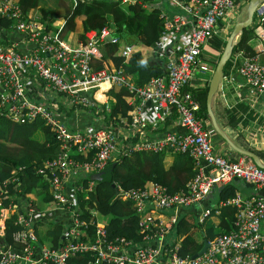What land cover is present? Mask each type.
Here are the masks:
<instances>
[{
    "label": "built area",
    "instance_id": "obj_1",
    "mask_svg": "<svg viewBox=\"0 0 264 264\" xmlns=\"http://www.w3.org/2000/svg\"><path fill=\"white\" fill-rule=\"evenodd\" d=\"M235 2L120 0L122 4L160 8L163 24L160 44L167 40L164 36L167 29L184 31L176 41L177 47L166 57L165 75L136 86L109 61L108 68H94L91 64L92 58L100 57L99 46L104 43L118 45L116 53L123 59L137 50L136 44L121 41L104 26L99 32H86L84 41L73 45L58 33L42 32L35 16L27 14V19L22 18L13 0H0V17L12 19L10 29L20 36L16 43L0 45V116L15 123L40 119L56 138L57 154L36 171L42 176L50 174L47 182L52 199L46 211L64 215L60 234L63 240L55 247L44 242L38 244L36 229L40 220L36 206L25 195L8 194V181L17 183L16 173L21 168L10 171L13 177L0 183V238L5 219L11 217L19 227L11 235L17 247L0 243V264H66L68 258L80 254L87 256L86 264H264V232L260 230L264 224L263 194L242 198L235 192L230 198L218 200L214 207L200 208L194 220L197 226L217 216L222 208L231 207L233 218L231 228L206 240L207 245L199 255L193 256L195 252L179 255L182 234L173 231L179 211L191 212L218 186L241 180L254 189H264V168L243 156L231 159L214 151L207 130L209 122L196 116L198 104L192 95V90L197 89L195 82L202 85L208 82L204 74L210 69L201 61V50L220 31V24L228 25L234 17ZM164 6L176 8L177 12L169 17ZM252 18L258 39L254 53L244 56L238 52L229 57L245 85L264 97V0L255 5ZM18 43L21 49L17 48ZM102 84L128 92L125 101L131 107L129 118L120 119L117 132L125 142L120 155L132 151L170 152L184 154L192 162V177L172 192L153 182L123 191L116 186V199L128 201L136 217L138 242L122 236L108 238L106 222L99 221L103 216L88 202L93 182L88 181L85 188L76 184L77 178L101 170L113 160L114 136L104 129L94 132L69 129L63 117L65 112L51 105L56 99L66 109L80 112L90 109V114L98 102L93 93ZM30 90L39 96L38 101L30 98ZM146 104L149 110L144 113ZM91 116L96 120V116ZM160 124L164 128L153 135L147 129ZM73 146L75 153L85 155L90 149L95 152L88 161L77 163L71 157ZM79 196L81 206L77 204ZM88 224L93 226L90 232L86 231Z\"/></svg>",
    "mask_w": 264,
    "mask_h": 264
},
{
    "label": "trees",
    "instance_id": "obj_2",
    "mask_svg": "<svg viewBox=\"0 0 264 264\" xmlns=\"http://www.w3.org/2000/svg\"><path fill=\"white\" fill-rule=\"evenodd\" d=\"M13 1L19 7L22 18L27 19V14L35 16L36 21L41 25L42 32L58 33L62 39H65L66 32H71L72 38L71 42H69L73 45L83 42L86 32H99L104 26L109 27L121 41L133 42L139 45L141 49L156 47L160 44V31L163 24L159 17L160 8L155 6L150 5L148 8H142L138 4H122L120 0ZM149 3L151 4V1ZM78 18L77 29L75 19ZM55 19H62L63 21L59 29L52 26V22ZM12 21L10 18L0 17V28L8 31ZM253 30V24L242 28L240 38L233 45L231 53L241 52L244 56H250L254 53V47L258 39ZM212 42L214 50L218 54L214 61H210L212 62L210 64L215 65L222 51L224 40L214 37ZM10 43L11 41L6 39L5 35H2L0 45L7 46ZM117 46L109 43L99 46L101 56L99 58H92V66L94 68H108L109 61L115 69L120 70L136 86L147 83L153 77L165 75V63L159 65L149 64L140 53L138 55L131 54L128 58L123 59L116 53ZM206 90L207 83L196 90H192V95L198 104L196 116L208 123L205 108ZM127 93L125 89L110 88L107 94L111 97V100H108L105 104L95 102L91 108V113L96 116V120H93L92 114L88 113L90 109H86V112H80L74 111L71 108L65 112L64 106L58 105L56 99L51 101V105L57 111L63 110L65 112L63 117L69 129L85 128L88 132L104 129L114 136L116 150L112 152L113 160L106 165L110 166L109 179H106L104 176L101 179L96 178V174L102 171L103 168L92 171L83 178H77L76 184L85 188L88 181L93 182V190L88 194V202L93 203L100 215L108 217V220L104 224L108 238L122 236L133 242H138L136 217L128 201L116 199V186L123 191L129 188L141 187L146 182H153L162 185L167 191L172 192L181 188L192 177L193 170L191 159L184 154L175 156L172 163L167 167H165L163 162V153L132 151L129 155H120V150H123L125 147L124 139L117 136V132L121 126L120 119L129 118L128 111L131 110L130 105L125 101ZM171 111H174L173 108H171ZM171 117L173 116L171 115ZM77 122L80 124H77ZM166 122L167 120H165ZM159 126L163 125L160 124ZM147 129L149 130V128ZM153 129L151 132L159 131V129ZM127 141L130 142V139H127ZM239 147L250 150V147L247 145ZM72 149L73 154L71 157L77 163L88 161L95 152V149H90L83 155L75 153L74 146ZM57 152L58 143L56 138L43 125L40 119L15 123L6 117L0 116V183L7 182L9 178L13 177L10 171L21 168L16 173L19 174L17 175L18 182L9 184L10 180L8 181L7 191L9 195L14 194L15 197L20 194L22 196L25 195L35 205L34 199L30 195L34 193L35 197H40L43 205L47 207L48 202L52 199L51 194L48 192L47 182L50 174L42 176L36 169L41 167L44 161L52 159ZM253 152L264 164V150H253ZM234 184L229 182L215 188L213 194L216 201L232 197L236 192ZM18 190H20L19 193H17ZM80 198L81 196L77 197V204L79 206L83 204ZM6 204L7 200L3 201L2 205L6 206ZM36 210L37 212H41L45 211L46 208L44 206L42 210L37 208ZM222 210L229 214L230 221L227 218L223 219V222L220 220L218 226H212L208 223L202 229V226L188 224L184 220L185 217L177 220L174 230L182 234L178 251L179 255L183 256L198 251L202 240L212 239L217 233L221 232L222 226L225 225V231L231 228L233 209L227 207ZM84 219L87 220V217L85 216ZM13 222L11 217L5 219L0 243H3L4 246L15 248L17 246L12 243L11 235L19 227ZM92 228V224H88L86 231L90 232ZM196 228L200 230V235L202 236L198 242L193 239V233ZM61 229V225L52 223L51 227L45 231V234L38 237V244H41L46 239L52 247H55L63 240L60 235ZM86 260L87 256L80 254L68 258L66 264H86Z\"/></svg>",
    "mask_w": 264,
    "mask_h": 264
},
{
    "label": "crops",
    "instance_id": "obj_3",
    "mask_svg": "<svg viewBox=\"0 0 264 264\" xmlns=\"http://www.w3.org/2000/svg\"><path fill=\"white\" fill-rule=\"evenodd\" d=\"M164 11L169 17H172L174 13L177 12L176 8H170L167 6H164ZM245 15L243 14L238 20L244 19ZM76 28L78 29V21L79 18L76 19ZM238 20H230L228 22V25L220 24L218 27L220 29L217 34L213 35L211 39L209 38L207 42L205 43V46L201 50V61L203 63H212L210 61H214V58H216V55L218 54L216 50H214L213 45V39L214 37H217L221 40H224V43L226 39L228 38V35L232 29L233 24ZM62 19H55L52 22L53 27L62 26ZM184 33L183 30L180 32H172L170 29H167V31L164 33V36L167 38L166 41H162L160 45H157L156 47H146L141 49V47L137 46V52L140 53L145 61L149 64L159 65L164 64L166 61V57L169 54V51L174 47H177V40ZM2 35H5V38L9 41L16 43L20 39V36L17 35L13 30L9 28V30L1 29L0 28V38ZM65 40L68 42H71L72 33L66 32L65 33ZM208 47H207V46ZM224 46V45H223ZM18 49L22 48V45L18 43L17 45ZM255 48V47H254ZM207 50L208 56L203 54V51ZM232 54V53H231ZM230 54V55H231ZM234 55V54H233ZM101 56V54H100ZM262 58L264 59V55H262ZM222 69L221 77L217 86V89L214 93V96L211 100L210 107L211 111L214 114V112L217 113V115H213L216 121V124L219 126V128L223 131L225 137L234 145L236 146H242L247 145L250 147L251 152L253 150H264V97L263 96H257V94L249 88L241 77L236 73L233 60L228 58L227 62H225ZM202 79H204L203 76H201ZM200 79V77H198ZM195 85H197V89L202 87V84H198L195 82ZM110 88H108L107 85H100L93 93L94 98L102 104H105L108 102V100H111V97L107 94V91ZM196 90V89H194ZM30 98L33 100L38 101L39 96L33 95L31 90L29 94ZM213 102V103H212ZM147 104L145 105V111L148 112L149 109L147 108ZM80 118V115H79ZM74 119V118H73ZM79 121V120H78ZM77 124H80L77 122ZM221 125V126H220ZM153 127L149 128L150 133L153 135L156 132H151ZM164 128V126L156 127L155 129H161ZM178 129V128H177ZM162 130V129H161ZM213 130V129H212ZM210 141L212 143L213 149L215 152L227 156L231 159L237 158L239 156H242L232 150L227 142L221 138L218 134L213 132L210 134ZM215 135V136H213ZM241 148V147H240ZM254 153V152H253ZM164 155V165L165 167L169 166L173 158L175 156H178V154H172L170 152H163ZM244 158H247L243 156ZM258 158V157H257ZM249 159V158H248ZM259 159V158H258ZM231 183H235L236 187V193H238L242 198L249 197L251 195L256 194H263L264 195V189H254V187L250 184H247L241 180H232ZM31 198L34 199L35 206L37 198L35 197L34 193H31ZM215 195L212 193L210 194L200 205H198L197 208L191 209V212L187 211H179L178 219L181 217H185V221L188 222V224H195V216L196 212L203 207H214L216 204V199L214 197ZM40 200V197H39ZM41 201V200H40ZM39 209V208H37ZM224 209V208H222ZM220 210V213L217 216H213L210 220L207 222L210 223L212 226H218L220 220L228 219L229 214L225 213L224 210ZM42 210V209H41ZM44 210V209H43ZM39 215V224H45L48 222H51L50 225L46 227H40L38 225L36 231L37 235L43 236L45 234V231L49 229L52 225V223L60 224L62 225L63 216L62 214H55V212H47L41 211L37 213ZM204 223L203 226L208 224ZM175 227L173 226V231L175 232ZM260 230L264 232V224H261ZM221 231H225V225L222 226ZM177 233V232H175ZM202 236L200 235V232L198 231V228L195 229L193 233V238L195 241L200 240ZM197 239V240H196ZM45 244L49 245V241L44 239L43 241Z\"/></svg>",
    "mask_w": 264,
    "mask_h": 264
},
{
    "label": "water",
    "instance_id": "obj_4",
    "mask_svg": "<svg viewBox=\"0 0 264 264\" xmlns=\"http://www.w3.org/2000/svg\"><path fill=\"white\" fill-rule=\"evenodd\" d=\"M258 2L259 0H248L247 6L245 9L244 19L238 20L233 24L232 29L228 35V38L226 39L224 43L222 51L219 54L218 59L216 60L214 68L211 72V75L208 79L206 96H205V108H206V114H207L209 125L213 129V131L216 134H218L221 138H223L232 150H234L235 152H237L238 154L242 156L249 158L255 165L264 168V164L257 158V156L253 152L234 145L225 137L223 131L216 124L215 118L213 116V113L210 107L211 99L217 89L223 66L225 62L227 61L229 55L231 54V49L233 45L236 42H238L242 28H245L251 25L252 12H253L255 5ZM133 54L138 55L139 53L135 52ZM109 172H110V166L109 165L105 166L102 171L96 174V178L101 179V177L104 176L106 179H109ZM206 245H207L206 240H203L199 250L196 251L192 255L193 256L199 255L204 250Z\"/></svg>",
    "mask_w": 264,
    "mask_h": 264
},
{
    "label": "rangeland",
    "instance_id": "obj_5",
    "mask_svg": "<svg viewBox=\"0 0 264 264\" xmlns=\"http://www.w3.org/2000/svg\"><path fill=\"white\" fill-rule=\"evenodd\" d=\"M247 2H248V0H236V2H235V14H234V17L231 19V20H238V18H240L243 14L245 15V9H246V6H247ZM253 20H255L256 19V17H253L252 18ZM75 23H77V20L75 19ZM207 46V45H206ZM208 47V46H207ZM207 50H204L203 51V54L204 55H206V56H208V54H207ZM209 53V52H208ZM214 60H215V58H214ZM207 65H208V67H209V69H210V72L209 73H205L204 74V76L207 78V80L209 79V77H210V75H211V72H212V70H213V68H214V65H212V64H209V63H206ZM199 76H200V74H198ZM213 103V102H212ZM69 109H71V108H65V112L67 111V110H69ZM63 111V110H62ZM214 114L215 115H217V113L216 112H214ZM207 130H208V133H209V135L210 134H212L214 131L212 130V128H210L209 126H208V128H207ZM211 136V135H210ZM213 136H215V135H213ZM38 196V195H37ZM37 198V197H36ZM36 205H37V208H39V209H42L44 206H45V208H47L46 207V205H43V203L39 200V198H37V201H36ZM8 214L10 213V212H7ZM108 220V217H102V218H100L99 219V221L100 222H106ZM206 223H208V222H206ZM51 224V222H48V223H45V224H37V225H40V227L42 228L43 226L44 227H46V226H48V225H50ZM197 240V239H196ZM199 241V240H198Z\"/></svg>",
    "mask_w": 264,
    "mask_h": 264
},
{
    "label": "clouds",
    "instance_id": "obj_6",
    "mask_svg": "<svg viewBox=\"0 0 264 264\" xmlns=\"http://www.w3.org/2000/svg\"><path fill=\"white\" fill-rule=\"evenodd\" d=\"M131 43H133V42H131ZM135 44V43H134ZM137 45V44H136ZM138 46V45H137ZM135 52H137L136 50L133 52V53H135ZM132 53V54H133ZM35 206V205H34ZM194 239V238H193ZM48 241V240H47ZM203 241V240H202ZM198 242V241H197ZM202 244V243H201ZM50 245V244H49ZM51 246V245H50Z\"/></svg>",
    "mask_w": 264,
    "mask_h": 264
}]
</instances>
